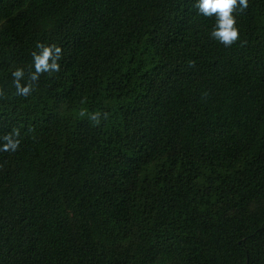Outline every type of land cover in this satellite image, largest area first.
I'll return each mask as SVG.
<instances>
[{
  "label": "trees",
  "instance_id": "trees-1",
  "mask_svg": "<svg viewBox=\"0 0 264 264\" xmlns=\"http://www.w3.org/2000/svg\"><path fill=\"white\" fill-rule=\"evenodd\" d=\"M195 3L0 0V264H264V0L230 47Z\"/></svg>",
  "mask_w": 264,
  "mask_h": 264
},
{
  "label": "clouds",
  "instance_id": "clouds-1",
  "mask_svg": "<svg viewBox=\"0 0 264 264\" xmlns=\"http://www.w3.org/2000/svg\"><path fill=\"white\" fill-rule=\"evenodd\" d=\"M249 6V0H196L195 8L200 15L205 17H215V24L210 32V37L225 47H230L240 40V29L237 27V20L234 13L239 10L244 12ZM38 52L32 53V68L27 79L22 68H17L13 71V84L16 89V94L19 96L28 97L34 91L35 82L44 73L51 75L60 71L59 60L62 56V49L55 44L45 45L38 43ZM4 92L0 90V97ZM81 116L86 115L85 112L80 113ZM101 113L95 112L91 114L90 119L98 126L101 122ZM103 118H108V113H103ZM20 133L18 129H13L12 133L4 135L3 143L0 144V151L15 152L20 145L18 139Z\"/></svg>",
  "mask_w": 264,
  "mask_h": 264
}]
</instances>
